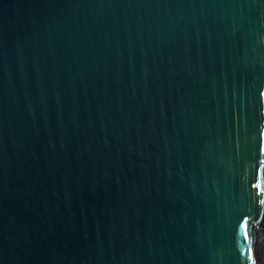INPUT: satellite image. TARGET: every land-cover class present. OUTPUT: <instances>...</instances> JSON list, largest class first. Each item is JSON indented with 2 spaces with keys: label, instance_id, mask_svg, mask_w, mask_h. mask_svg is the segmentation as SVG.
<instances>
[{
  "label": "water",
  "instance_id": "obj_1",
  "mask_svg": "<svg viewBox=\"0 0 264 264\" xmlns=\"http://www.w3.org/2000/svg\"><path fill=\"white\" fill-rule=\"evenodd\" d=\"M0 264H264V0H0Z\"/></svg>",
  "mask_w": 264,
  "mask_h": 264
}]
</instances>
